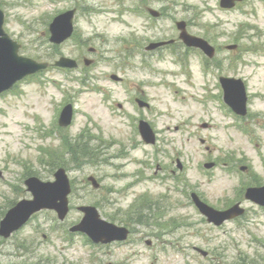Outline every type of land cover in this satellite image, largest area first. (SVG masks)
I'll return each mask as SVG.
<instances>
[{
	"label": "rangeland",
	"instance_id": "374dc122",
	"mask_svg": "<svg viewBox=\"0 0 264 264\" xmlns=\"http://www.w3.org/2000/svg\"><path fill=\"white\" fill-rule=\"evenodd\" d=\"M0 4L9 9L6 28L29 48L26 55L39 54L50 62L61 54L81 61L85 54L96 59L91 67L81 63L68 74L58 68L44 70L0 97V210L8 200L29 196L24 185L28 175L53 180L57 167L64 166L73 184L71 212L64 224L55 213H43L44 218L33 221L34 228L23 229L24 237L32 239L29 250L0 242V264H264V211L238 198L235 168L249 167L248 184L264 183V0H246L233 10H221L219 0H0ZM148 6L163 15L154 21L134 13ZM71 7L79 9L75 39L51 48L49 24L56 13ZM121 8L128 12L117 13ZM178 20L188 21L191 33L217 49L210 61L215 71L206 72L207 79L198 50L187 51L180 42L154 54L144 50L151 41L178 39ZM229 45L237 48L229 50ZM91 47L97 49L94 56ZM114 73L124 81L113 82ZM219 74L246 81L248 133L224 116ZM81 79L85 84L78 82ZM207 81L214 84L216 97L209 105L194 99ZM57 83L69 88L68 99L75 107L68 128L55 122L67 99ZM134 95L151 103V108L137 110ZM136 112L157 132L156 148L136 134ZM203 122L210 127L202 128ZM50 128H54L51 135ZM79 135H89L91 158L74 141ZM60 136H65L64 143ZM202 138L208 150L200 143ZM40 147L48 150L47 155ZM72 147L78 151L75 158ZM205 157L216 163L210 173L200 165ZM177 159L183 164L181 171ZM91 175L100 189L88 181ZM193 191L218 209L241 201L248 214L217 227L191 206L187 194ZM143 193L148 197L132 206ZM81 205H94L103 218L133 226L136 233L130 243L94 253L81 244L85 236L75 234L63 257L58 251L66 242L59 236L82 218ZM133 212L148 225L128 220L135 219ZM148 235H153L150 248L145 242ZM194 247L209 251V256L203 257ZM33 252L39 257L27 255Z\"/></svg>",
	"mask_w": 264,
	"mask_h": 264
},
{
	"label": "water",
	"instance_id": "95a60500",
	"mask_svg": "<svg viewBox=\"0 0 264 264\" xmlns=\"http://www.w3.org/2000/svg\"><path fill=\"white\" fill-rule=\"evenodd\" d=\"M2 22L3 18L0 17V35L2 32ZM66 26V18L59 19L54 25H53V31L54 33L61 32V29ZM3 39V38H2ZM0 38V40H2ZM54 41L60 42L61 39L53 38ZM199 40V39H197ZM201 41V40H199ZM18 46L14 45L13 43L9 42L7 40V37L4 36L3 42L0 44V91L9 88L11 85H13L16 81L22 79L27 74L33 72L36 70V68H39V65L35 64L32 60L19 57L18 54ZM65 61V59H63ZM64 172L63 170H60L56 175L58 178V182L55 184L52 183H46L41 184L42 189L50 190L55 189L57 191L56 195H59L60 198L65 200V196L67 193H69V184L67 182L66 177L61 174ZM95 186H98L96 181L94 180ZM32 188L35 190V201L34 202H27V205H30L35 202H39L44 196L46 199H48V194L42 195V193L39 191L38 182L34 181ZM197 204L201 208V210L209 216V219L212 220H222L223 214L221 212H213L211 209H209L206 205H204L202 202L199 201V199L195 198ZM90 209V208H89ZM94 210V209H92ZM23 209H20L18 212H23ZM10 219V216L6 218Z\"/></svg>",
	"mask_w": 264,
	"mask_h": 264
},
{
	"label": "flooded vegetation",
	"instance_id": "af4514ba",
	"mask_svg": "<svg viewBox=\"0 0 264 264\" xmlns=\"http://www.w3.org/2000/svg\"><path fill=\"white\" fill-rule=\"evenodd\" d=\"M14 238L15 239H20L21 237H20V235H15ZM151 244H152V241H151ZM8 255L9 256H16L17 254H15V253H9ZM29 255H30V253H29Z\"/></svg>",
	"mask_w": 264,
	"mask_h": 264
},
{
	"label": "bare ground",
	"instance_id": "6f19581e",
	"mask_svg": "<svg viewBox=\"0 0 264 264\" xmlns=\"http://www.w3.org/2000/svg\"><path fill=\"white\" fill-rule=\"evenodd\" d=\"M75 152H77V151L75 150ZM25 254H27V253H25ZM33 256H35V255L33 254Z\"/></svg>",
	"mask_w": 264,
	"mask_h": 264
}]
</instances>
